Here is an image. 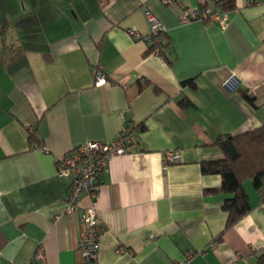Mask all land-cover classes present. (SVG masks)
Returning a JSON list of instances; mask_svg holds the SVG:
<instances>
[{"label":"crops","instance_id":"0c3cea01","mask_svg":"<svg viewBox=\"0 0 264 264\" xmlns=\"http://www.w3.org/2000/svg\"><path fill=\"white\" fill-rule=\"evenodd\" d=\"M215 1L0 0V264H257L264 188L243 183L250 211L214 242L228 196L204 194L221 178L201 163L223 158L216 139L264 126V0H235L222 24L181 21L204 4L221 13ZM146 11L164 28L163 57L128 32L150 34ZM125 124L145 130L98 178L103 233L89 262L77 217L90 199L65 213L57 162ZM169 151L180 161L163 169Z\"/></svg>","mask_w":264,"mask_h":264},{"label":"built area","instance_id":"2783aa9c","mask_svg":"<svg viewBox=\"0 0 264 264\" xmlns=\"http://www.w3.org/2000/svg\"><path fill=\"white\" fill-rule=\"evenodd\" d=\"M172 0H163L168 4ZM218 0L215 4H219ZM147 21L150 23L151 32L149 35L141 36L135 29H129L128 32L136 39L152 42H160L159 35L164 33L162 24L149 11L145 12ZM195 20L210 21L213 23L224 22V14L214 11L211 8L201 10L198 7L188 8L182 22ZM97 84L105 82L104 76L95 73ZM232 79L225 81L224 85L230 88ZM130 130H123L119 135L109 143L90 142L80 145L65 154L57 162V174L61 177H69L68 189L63 196L64 211L67 214H75L79 209V202L83 196L90 199L87 207L80 208L78 213V240L77 249L82 257L89 262H95L98 258L100 238L103 233V225L95 208V199L97 197V183L99 176L106 170L109 162L118 156L127 153L133 140ZM180 161V155L177 152L169 151L165 155L163 169L169 164ZM122 250H119L121 252ZM44 258L42 249H39L33 255V261H40ZM28 264H33L30 262Z\"/></svg>","mask_w":264,"mask_h":264},{"label":"trees","instance_id":"16d2710c","mask_svg":"<svg viewBox=\"0 0 264 264\" xmlns=\"http://www.w3.org/2000/svg\"><path fill=\"white\" fill-rule=\"evenodd\" d=\"M234 1L220 0L222 3L221 13L234 10ZM208 7L207 4H204L200 6V9L203 10ZM158 38L160 42L153 40L149 52L157 51L163 57L168 44H163L165 42L164 33L159 35ZM145 85H148L147 81H145ZM181 85L183 87L188 86L192 90L197 89L194 79L184 81ZM155 92L159 93V90L155 88ZM179 106L182 109H187L192 105L188 100H182L179 102ZM124 128L130 130L129 133L132 136L145 130L144 124L138 126L125 124ZM29 142L37 143V140L33 135H29ZM131 143H133V140ZM213 145L221 151L223 158L216 161L202 162L201 172L205 175H219L221 178L220 188L204 190L205 195L224 194L228 196L222 203V210L227 215L226 223L223 231L214 239V242H220L225 231L250 211L243 183L250 180L255 190L259 192H262L264 188V126L236 136L228 135L216 139ZM256 259L257 264H264V248L256 253Z\"/></svg>","mask_w":264,"mask_h":264}]
</instances>
